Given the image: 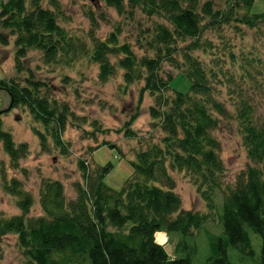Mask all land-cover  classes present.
<instances>
[{
    "label": "trees",
    "instance_id": "obj_1",
    "mask_svg": "<svg viewBox=\"0 0 264 264\" xmlns=\"http://www.w3.org/2000/svg\"><path fill=\"white\" fill-rule=\"evenodd\" d=\"M105 1L118 12L123 10L124 0ZM255 1L235 0L223 9H213L210 2L200 0H127L130 10L139 7L146 16H158L167 23L154 24L146 41L153 57H138L129 42L120 40L119 28L103 40L92 38L89 49L58 24L55 12L43 8L41 0H31L30 9L25 0L0 1V27L14 37L16 69L21 70L28 49L42 52L45 63L88 56L98 65V78L102 82L118 68L124 72L125 86L144 82L141 96L148 92L154 97L155 105L149 112L165 134L161 146L152 144L136 153L133 178L119 191L104 183L112 168L110 163L91 174L87 161L80 160L84 184L77 186V197L69 202L60 182L43 181L39 202L44 215L35 219L24 216L32 206L31 196L18 189L16 180L6 185L5 189L17 197L21 215L0 217V238L15 234L28 258L26 264H193L189 249L184 248L186 256L171 258L164 246L156 242L155 234L194 235L211 218L216 191L222 192L220 219L226 238L212 239L206 264H231L227 257L229 246L252 255L247 228L262 238L260 264H264V127L255 123L251 107L241 101L236 117L252 165L238 177L234 188L222 191L223 163L217 154L219 143L211 132L218 124L213 112L223 116L226 112L213 97L201 62L191 54L201 48L199 39L206 28L231 23L252 29L264 25L262 12L237 13L242 6L251 8ZM204 20L207 21L203 24ZM0 40L7 44L1 35ZM186 40L190 43L183 48L182 74L189 89L181 92L171 86L172 76L163 78L160 72L164 61H176L177 43ZM113 57L115 63L110 60ZM0 89L9 95L11 107H25L33 120L42 125L44 132L37 131L41 145L45 146L46 136H50L64 153L62 132L70 114L68 106L57 103L44 83L32 76L24 85L2 79ZM1 114L0 111V142L15 163L28 148L25 143L17 144L2 129ZM126 134L135 135L128 127ZM167 165L172 171L186 172L194 180L209 213L181 210V200Z\"/></svg>",
    "mask_w": 264,
    "mask_h": 264
},
{
    "label": "rangeland",
    "instance_id": "obj_2",
    "mask_svg": "<svg viewBox=\"0 0 264 264\" xmlns=\"http://www.w3.org/2000/svg\"><path fill=\"white\" fill-rule=\"evenodd\" d=\"M234 1L200 0L201 3L210 2L213 9H223ZM25 2L27 9H30L31 0ZM41 6L55 12L58 24L89 49L92 38L103 40L119 28L120 40L129 42L138 57L154 56V52L147 49L146 41L152 35L154 24L167 25L158 16H146L139 7L130 10L127 0H124L121 12L109 6L105 0H41ZM261 12L264 13V0H256L251 8L242 6L237 11L239 15ZM236 24L206 28L199 39L201 48L191 53L201 62L212 95L226 112L224 116L213 112L218 124L211 132L219 143L217 154L223 163L220 180L224 192L234 188L238 177L252 165L236 117L241 101L251 107L255 123L264 127V25L252 29ZM0 35L7 40L6 45L0 40V81L4 79L24 85L26 79L32 76L34 80L44 83L51 98L59 104H66L70 111L62 132L65 144L63 153L50 136H46L45 146L41 145L37 131L44 132L42 125L33 120L25 107H11L9 95L0 89L2 129L10 133L17 144L25 143L28 148V152L13 163L0 142V217L21 215L17 197L5 189L12 180L18 181V189L32 198V206L24 215L25 219L44 215L39 202L43 181L60 182L66 202L74 200L77 186L84 184L80 160L87 161L91 174L110 163L112 168L105 176L104 183L119 191L133 178L132 162L136 153L152 144L161 146L165 136L158 121L153 120L149 112L155 105L154 97L148 92L141 96L144 82L136 81L125 86L124 72L118 68L113 76L102 82L98 78V65L88 56L80 55L69 62L61 58L45 63L42 52L36 49L27 50L21 61V70H18L14 60V37L1 27ZM188 43L190 40L177 43L179 50L174 53L176 61H164L160 72L163 78L172 76L171 86L181 92L189 89V82L182 74L185 69L182 52ZM110 60L115 63L116 58ZM127 127L134 131L133 137L127 136ZM167 170L175 181L181 210L209 213L194 180L184 171L170 170L168 165ZM214 201L211 218L194 235L185 237L179 232H161L164 238L161 244L171 258L186 256L183 252L186 248L190 250L193 264H206L211 255L212 239L226 238L220 219L222 192L216 191ZM247 232L253 254L247 256L229 246L227 257L231 264H260L262 238L249 228ZM0 247V264L28 262L15 234L2 236Z\"/></svg>",
    "mask_w": 264,
    "mask_h": 264
},
{
    "label": "bare ground",
    "instance_id": "obj_3",
    "mask_svg": "<svg viewBox=\"0 0 264 264\" xmlns=\"http://www.w3.org/2000/svg\"><path fill=\"white\" fill-rule=\"evenodd\" d=\"M156 235H157V240H156L157 243L164 242V238H163V236H161V234H156Z\"/></svg>",
    "mask_w": 264,
    "mask_h": 264
},
{
    "label": "crops",
    "instance_id": "obj_4",
    "mask_svg": "<svg viewBox=\"0 0 264 264\" xmlns=\"http://www.w3.org/2000/svg\"><path fill=\"white\" fill-rule=\"evenodd\" d=\"M158 233L163 234V233H161V232H158ZM158 233H157V234H158ZM165 238H166V237H165ZM159 244H161V243H159ZM161 245H162V244H161Z\"/></svg>",
    "mask_w": 264,
    "mask_h": 264
}]
</instances>
